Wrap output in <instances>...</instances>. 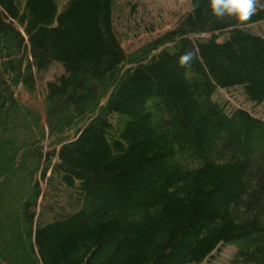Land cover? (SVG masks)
<instances>
[{"label":"trees","instance_id":"1","mask_svg":"<svg viewBox=\"0 0 264 264\" xmlns=\"http://www.w3.org/2000/svg\"><path fill=\"white\" fill-rule=\"evenodd\" d=\"M137 3L0 0V264H202L230 242L228 264H264V119L219 97L264 107V6L190 0L125 54L113 14Z\"/></svg>","mask_w":264,"mask_h":264},{"label":"rangeland","instance_id":"2","mask_svg":"<svg viewBox=\"0 0 264 264\" xmlns=\"http://www.w3.org/2000/svg\"><path fill=\"white\" fill-rule=\"evenodd\" d=\"M121 7L122 10L120 11L114 10L113 24L121 42V47L125 54H128L166 30L171 29L180 15L190 9V0H138L134 10H132V5ZM249 28L252 31L264 34V21L255 23ZM57 69L55 66L42 77L40 82H37L38 88L32 97L38 103H40V89L44 85V81ZM19 96L26 102L29 101L25 98L23 92ZM220 96L230 101L231 104L246 108L264 119V107L246 101L239 89L221 90ZM233 251V245H228L218 252L217 257L212 258L207 263L226 264Z\"/></svg>","mask_w":264,"mask_h":264},{"label":"clouds","instance_id":"3","mask_svg":"<svg viewBox=\"0 0 264 264\" xmlns=\"http://www.w3.org/2000/svg\"><path fill=\"white\" fill-rule=\"evenodd\" d=\"M211 16L217 19L225 17L238 22L248 21L256 12L257 5L264 6V0H207ZM192 51H186L177 59L180 67H187L194 59Z\"/></svg>","mask_w":264,"mask_h":264}]
</instances>
